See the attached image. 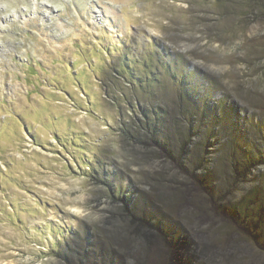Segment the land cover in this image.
<instances>
[{"label": "rangeland", "instance_id": "rangeland-1", "mask_svg": "<svg viewBox=\"0 0 264 264\" xmlns=\"http://www.w3.org/2000/svg\"><path fill=\"white\" fill-rule=\"evenodd\" d=\"M0 264H264V0H0Z\"/></svg>", "mask_w": 264, "mask_h": 264}]
</instances>
